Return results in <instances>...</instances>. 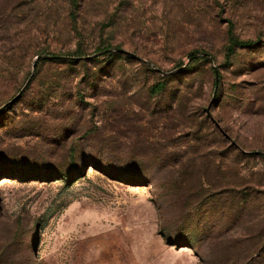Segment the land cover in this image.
Listing matches in <instances>:
<instances>
[{"label":"rangeland","instance_id":"obj_1","mask_svg":"<svg viewBox=\"0 0 264 264\" xmlns=\"http://www.w3.org/2000/svg\"><path fill=\"white\" fill-rule=\"evenodd\" d=\"M0 264H264V0H0Z\"/></svg>","mask_w":264,"mask_h":264},{"label":"trees","instance_id":"obj_2","mask_svg":"<svg viewBox=\"0 0 264 264\" xmlns=\"http://www.w3.org/2000/svg\"><path fill=\"white\" fill-rule=\"evenodd\" d=\"M76 1L77 0H71L72 3H76ZM249 44H251V41H240V40H237V39L233 38L232 39V44H231V46L229 48V54L233 52V50H234L233 47L234 46L249 45ZM106 50H108V49L106 48ZM203 58H205V57H203ZM165 85H166V83H158L156 86L153 87L154 92H159V91L163 90L165 88Z\"/></svg>","mask_w":264,"mask_h":264},{"label":"water","instance_id":"obj_3","mask_svg":"<svg viewBox=\"0 0 264 264\" xmlns=\"http://www.w3.org/2000/svg\"><path fill=\"white\" fill-rule=\"evenodd\" d=\"M115 51H118V52H120V53H122V54H125V55L132 56V57H134V58H139V56H137L135 53L130 52V51H128V50H126V49H123V48H116ZM41 58H43L42 55H38V56H37V59H36V61H35V63H34V69L36 68V66H37V64H38V62H39V60H40ZM139 59H140V58H139ZM215 73H216V77H217V79H218V71H217V69L215 70ZM9 103H10V102H9ZM7 104H8V103H7ZM7 104H6V105H7ZM6 105H4L2 108H4ZM208 111H209V110H208Z\"/></svg>","mask_w":264,"mask_h":264}]
</instances>
